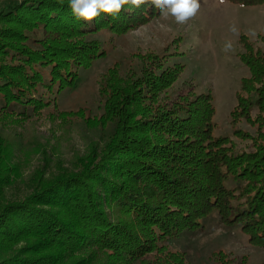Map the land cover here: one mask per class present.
<instances>
[{
	"label": "trees",
	"instance_id": "trees-1",
	"mask_svg": "<svg viewBox=\"0 0 264 264\" xmlns=\"http://www.w3.org/2000/svg\"><path fill=\"white\" fill-rule=\"evenodd\" d=\"M158 15L151 0L138 9L126 6L118 18L101 13L91 22L73 15L69 0H18L0 8V113L27 118L28 109L49 106L56 93L75 84L81 69L105 56L98 34L120 35ZM259 41L264 29L255 41L239 36L238 58L248 72L229 124L243 145L214 135L210 92H170L183 63L153 53L122 74L116 65L108 68L98 87L103 112L95 120L110 128L101 155L82 158L79 172L44 181L23 200L0 205V264H90L99 257L102 264H189L169 242L213 212L264 249ZM151 61L155 67L144 68ZM242 121L253 134L236 127ZM0 182L1 194L8 181ZM207 264L249 263L218 251Z\"/></svg>",
	"mask_w": 264,
	"mask_h": 264
},
{
	"label": "rangeland",
	"instance_id": "rangeland-1",
	"mask_svg": "<svg viewBox=\"0 0 264 264\" xmlns=\"http://www.w3.org/2000/svg\"><path fill=\"white\" fill-rule=\"evenodd\" d=\"M17 1L0 0V8ZM199 3L197 13L183 24L176 23L174 17L158 15L120 35L102 31L96 38L105 56L81 69L75 84L56 93L49 106L28 109L27 118L16 112L0 113V181H8L1 191L0 205L23 200L44 181L79 172L82 158L101 155L110 128H100L95 121L103 112L99 82L110 67L116 65L122 74L128 66L140 65L142 55L159 53L169 63L173 59L183 63L184 70L170 92L181 94L191 88L210 92L215 107L214 135H228L239 145L245 143L233 136L229 124L240 79L248 72L238 58L239 36L244 34L255 41L263 32L264 4L241 6L224 0ZM227 41L233 48L226 52ZM256 45L264 52V42ZM153 66L152 61L144 63V68ZM39 69L45 71L44 67ZM236 127L253 132L243 121ZM199 223L197 229H184L169 242L189 264H207L218 251L245 256L249 264H264V249L251 244L238 226L221 223L215 212ZM100 258L90 264H102Z\"/></svg>",
	"mask_w": 264,
	"mask_h": 264
},
{
	"label": "clouds",
	"instance_id": "clouds-1",
	"mask_svg": "<svg viewBox=\"0 0 264 264\" xmlns=\"http://www.w3.org/2000/svg\"><path fill=\"white\" fill-rule=\"evenodd\" d=\"M145 3L146 0H69V7L77 19L91 22L101 13L110 15L113 19L118 18L126 6L138 9ZM151 3L159 10L161 16L174 17L178 24L185 23L200 8L199 0H151ZM232 48L231 41L225 42L224 51H231Z\"/></svg>",
	"mask_w": 264,
	"mask_h": 264
}]
</instances>
